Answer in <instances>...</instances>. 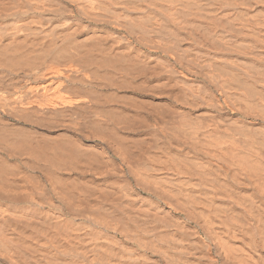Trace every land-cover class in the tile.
Returning <instances> with one entry per match:
<instances>
[{
    "label": "bare ground",
    "instance_id": "6f19581e",
    "mask_svg": "<svg viewBox=\"0 0 264 264\" xmlns=\"http://www.w3.org/2000/svg\"><path fill=\"white\" fill-rule=\"evenodd\" d=\"M0 264H264V0H0Z\"/></svg>",
    "mask_w": 264,
    "mask_h": 264
}]
</instances>
